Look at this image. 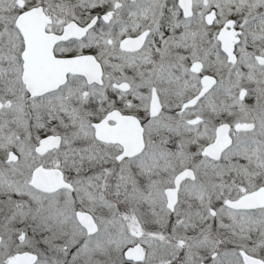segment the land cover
Instances as JSON below:
<instances>
[{
  "label": "snow or ice",
  "instance_id": "obj_1",
  "mask_svg": "<svg viewBox=\"0 0 264 264\" xmlns=\"http://www.w3.org/2000/svg\"><path fill=\"white\" fill-rule=\"evenodd\" d=\"M0 264H264V0H0Z\"/></svg>",
  "mask_w": 264,
  "mask_h": 264
}]
</instances>
